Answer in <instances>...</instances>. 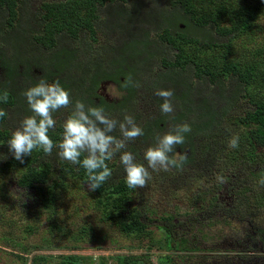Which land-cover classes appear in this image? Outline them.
Segmentation results:
<instances>
[{"label": "rangeland", "instance_id": "obj_1", "mask_svg": "<svg viewBox=\"0 0 264 264\" xmlns=\"http://www.w3.org/2000/svg\"><path fill=\"white\" fill-rule=\"evenodd\" d=\"M40 1L27 0L24 4L33 7ZM182 1L188 5L204 4V0ZM214 1L225 3V0ZM255 1L260 3L261 10L254 19V25L244 34L222 36L213 33L214 40L222 43L213 46L214 49L198 47L180 39L159 43V36L155 33L157 27L163 19L171 23L176 13L172 0H126L121 5L128 10L133 3L130 15L126 12L129 20L139 14V19L132 23L133 28L137 26L133 31L145 30L147 40L156 47L158 54L168 52L170 57L178 56L191 60L189 63H199L200 68L218 70L220 62L214 60V56L227 55L247 60V56L251 57L258 43L262 42L264 0ZM159 13L161 16L157 17ZM153 14L157 15L153 18ZM147 18H153V21ZM213 23L224 28L233 26V22L219 13ZM114 25L112 12L100 16L93 26L94 34L88 36L91 44L94 41V50L102 44L118 43L115 39L119 35H115ZM25 26L23 31H29L28 24ZM122 28L126 31L127 27ZM17 35L3 36L8 51L23 57L26 48L30 60L44 67H50L55 56L67 53L61 47L57 52L40 55ZM131 43L124 45V50H109L113 64L124 67L122 70L127 73L130 70L133 73L131 67L125 68L126 64L134 65L127 62V54L133 52ZM99 64L110 66V63ZM60 65L68 66L67 63ZM156 71L155 65L138 67L136 82L140 87L135 89L133 100L127 103L128 108L106 112L117 120H122L125 114L135 118L144 135L128 141L124 150L131 152L135 161L146 167L144 151L155 146V137L165 134L145 132L144 129L148 130L146 121L161 114L158 105L163 101L154 91L163 88L152 84ZM36 72L37 69L34 70ZM189 74L195 92L200 88L202 95L215 90L214 84L195 80L191 69ZM26 82L31 84L30 80ZM247 89L242 91L234 79L224 80L223 93L228 104L220 122L211 130L194 136L192 148L183 151L191 158L182 169L172 168L167 172L149 169L151 179L144 188L130 189L126 186L119 152L106 161L112 176L105 183L119 179L125 183L123 190L114 192L110 189L89 191L82 166L60 159L58 149L54 148L51 155L40 151L34 160L36 169L42 170L44 163L48 162L54 179L48 181L50 199L47 209L38 203L31 191L17 183L29 160L21 163L15 159V164L6 165V160L13 156L6 144L8 140L0 139V264H62V258L69 255L74 257L73 264H117L116 257L126 254L138 256L139 264H264V186L258 183L264 178V143L259 138L261 123L251 116L259 90ZM106 91L110 95L108 100L113 98L117 104L119 94L114 87L107 85ZM22 99L19 107L28 108L25 97ZM15 110L16 107L12 106L4 108L6 116L0 118V129H3L0 131L8 133L9 138L20 121L32 115L31 112L30 115L16 114ZM71 111L72 106H69L52 114L57 123L48 135L54 143L59 142L61 124ZM111 134L120 136L118 130ZM234 134L239 136L237 149L228 147V141ZM218 174L224 177L223 183L216 180ZM180 238L187 242L188 251L178 252L170 248L172 241L169 239L178 241Z\"/></svg>", "mask_w": 264, "mask_h": 264}, {"label": "trees", "instance_id": "obj_2", "mask_svg": "<svg viewBox=\"0 0 264 264\" xmlns=\"http://www.w3.org/2000/svg\"><path fill=\"white\" fill-rule=\"evenodd\" d=\"M26 1L0 0V17L3 19L0 20V110L12 106L13 108L16 107V114L30 115L29 108L19 107L20 104L22 105L23 92L36 85L40 79H44L46 82H58L69 92L73 102L81 100L86 106L92 107H97L93 106L95 89L104 82L113 83L122 93V96L117 104L112 107V110L119 108V111H123L128 108L127 103L133 100L137 88L131 84L125 87V82L129 77L133 84L138 80L136 77L138 67L144 65V67L151 68L155 65L157 71L152 76V84L161 85V88L171 89L174 92L172 97L174 111L170 115L158 114L154 118H150L146 121L148 130L144 128L145 132L167 133L182 123H188L191 126V132L185 134V143L178 145L174 152L169 154L171 157L178 158L179 155H185L183 151L192 148L191 142L195 135H201L211 130L220 122L228 104L223 93L224 80L230 79H234L236 84L241 86L242 91L248 87L259 90V96L253 103L251 116L261 123L259 138L264 143V33L262 42L258 43V47L251 57L247 56V60H239L227 55L222 57L216 55L214 60L217 59V62L220 63L219 69L214 70L208 67L200 68L199 63H189L188 61L191 60L180 59L178 56L170 57L168 52L158 54L156 47L147 40L148 35L144 29V31L139 30L134 33L133 29H136L137 26L135 25L136 27L133 28L132 23L139 19V14L136 10L137 14L131 20L128 19L126 12L130 15L129 12L133 8V3L126 10L121 5L126 0H42L38 6L33 7L26 6L24 4ZM172 3L173 8L176 9L173 21L171 23L164 22L163 15L161 17L163 25L158 26L155 31L156 35L159 36V43L165 44V42L180 39L192 42L198 47L204 46L207 49H214L213 46L222 44H218L214 40L213 33L222 36L228 33L244 34L254 25V19L261 10L260 3L255 0H225L224 4L214 0H204L202 6L200 4L188 5L182 0H172ZM109 12L114 15L115 35L125 38L119 48L124 50V45H129L132 42L130 46L133 52L130 54V58L134 65L125 66L126 68L131 67L133 73L131 70L130 73L122 71L124 67H116L113 64L111 54L108 52L111 46L102 44L97 50H94L92 47L94 41L91 44L88 37L89 34H94L93 26L100 16ZM217 13L224 15L228 21L233 22V26L230 28L216 26L213 21ZM156 15L153 14V18ZM159 16H161L160 13L157 17ZM153 18L147 19L153 21L151 20ZM27 24L30 30L23 31ZM124 26L127 27L126 31H122ZM20 31L22 34L17 35ZM6 34L12 37L15 35L23 37L27 46L40 55L57 52L58 48L61 47H64L67 53L62 56H55V64L44 67L35 61H31L28 50L24 47L23 57L22 55L11 54L3 41V36ZM78 54L85 61L84 65L69 63L77 59ZM127 55L129 57V54ZM106 60L110 66L99 64L100 62L105 63ZM61 63H67L68 66L63 67L60 65ZM36 69L38 70L37 74L34 73ZM190 69L195 80L214 84L215 90L202 93V95H200L202 91L200 88L195 92L190 79ZM120 77L123 79L121 80ZM26 80H30L31 84H28ZM165 83H167L166 87ZM177 87H181V89L178 90ZM195 93L197 96H193ZM5 96L7 97L6 102L3 99ZM222 103L225 104L221 105ZM99 107L104 110H111L110 103L102 99H100ZM0 139L5 142L9 139V134L0 131ZM40 151L42 150H33L30 156L23 159V161L27 159L29 161L25 164L23 171L20 172L17 183L31 191L37 197L38 203L47 209L50 199L48 181L54 179L48 162L44 163L42 170L36 169L34 160ZM190 158L191 155L186 156L184 163L188 162ZM14 160L13 157H10L6 160V165L15 164ZM124 184L119 179L117 182L102 184L97 191L110 189L119 192L124 189ZM169 241H172L170 248L173 250L188 251L187 242L184 238H180L178 241L169 239ZM138 258V256L126 254L116 257V261L117 264H139ZM73 259L72 255L65 256L62 258V264H73Z\"/></svg>", "mask_w": 264, "mask_h": 264}, {"label": "clouds", "instance_id": "obj_3", "mask_svg": "<svg viewBox=\"0 0 264 264\" xmlns=\"http://www.w3.org/2000/svg\"><path fill=\"white\" fill-rule=\"evenodd\" d=\"M130 84L140 87L139 82L133 84L129 77L124 86L128 87ZM154 94L163 101L158 105L161 114L173 113L174 92L171 89H156ZM23 95L32 115L20 121L19 127L12 132L6 143L13 158L23 163V158L30 156L33 150H42L46 155H51L54 148L58 149L60 159L85 169L89 191L97 190L112 176L106 161L112 159L117 152L120 153L119 161L126 174V186L130 189L146 187L151 179L149 169L165 172L172 168L180 170L186 161L185 155L173 158L169 154L178 145L185 143V134L191 132L188 123L178 124L173 130L155 137V146L148 147L143 153L146 167L137 163L131 152L124 150L128 141L144 135L133 116L125 114L122 120H117L101 107L86 106L81 100L73 102L69 92L58 82L48 83L44 79L24 90ZM3 99L7 101L6 96ZM70 105L72 111L61 124V138L58 143H54L48 135L49 130L55 128L57 123L52 114L62 108L67 109ZM4 116L6 113L0 110V117ZM117 130L119 138L111 134ZM228 147H239L238 135L230 137ZM216 180L223 183L224 177L218 174ZM258 183L264 186V178Z\"/></svg>", "mask_w": 264, "mask_h": 264}, {"label": "flooded vegetation", "instance_id": "obj_4", "mask_svg": "<svg viewBox=\"0 0 264 264\" xmlns=\"http://www.w3.org/2000/svg\"><path fill=\"white\" fill-rule=\"evenodd\" d=\"M123 39H125V38H123V36H121V37H119V38H116L115 40H118L117 42V44H114V43H112V44H109V46H111V47H109V50H111V49H115V48H119L122 44H123ZM126 40H128V39H126ZM109 50H108V52H109ZM129 54V57H128V55H127V57H128V60H127V62H131L132 63V59L130 58V53H128ZM69 63H75V65L77 64V63H82L83 65H84V63H85V61L82 59V56H79V58H77V59H75V60H72V61H70ZM100 63H102V62H100ZM105 63H109L107 60H106V62ZM81 64V65H82ZM126 66H129V65H127L126 64ZM126 66H125V68H126ZM122 71H124V70H122ZM126 72V71H125ZM116 73V72H115ZM120 79L122 80L123 79V77H120ZM48 81H50V80H48ZM51 83L53 82V81H50ZM107 85H110V86H113L114 87V89L116 90V92L119 94L118 95V97H119V99L121 98V96H122V93L116 88V86L113 84V83H110V82H104V84H102V85H100L98 88H96L95 89V96H94V98H93V106H97V107H99L100 106V99H102V100H105L106 102H108V103H110V109L111 110H105V112H118V110H119V108H117V109H115V110H112V107H114L116 104H115V100H113L112 101V99H110V100H108L109 98H107V97H109L110 95H109V92L108 91H106V87H107ZM115 99H117V98H115ZM126 110V109H125Z\"/></svg>", "mask_w": 264, "mask_h": 264}]
</instances>
